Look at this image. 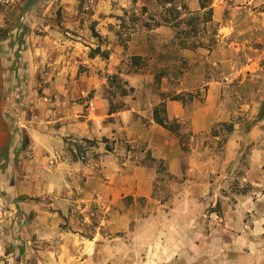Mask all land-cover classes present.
<instances>
[{
  "label": "rangeland",
  "instance_id": "rangeland-1",
  "mask_svg": "<svg viewBox=\"0 0 264 264\" xmlns=\"http://www.w3.org/2000/svg\"><path fill=\"white\" fill-rule=\"evenodd\" d=\"M211 79L238 109L248 94L247 111L264 115V0L0 2V264H264V155L253 184V142L218 161L198 212L168 225L148 219L181 178L146 153L151 199L134 198L124 175L143 147L79 133L130 105L146 124L144 111L155 120L167 100L202 98ZM231 125L215 123L205 140L218 158ZM32 174L34 210L28 194L14 196Z\"/></svg>",
  "mask_w": 264,
  "mask_h": 264
},
{
  "label": "crops",
  "instance_id": "crops-1",
  "mask_svg": "<svg viewBox=\"0 0 264 264\" xmlns=\"http://www.w3.org/2000/svg\"><path fill=\"white\" fill-rule=\"evenodd\" d=\"M201 82H203V79L198 78L197 84ZM228 91L229 89L222 82L211 79L206 83L205 93L202 98L194 97L186 103L174 99L167 100L164 103L163 118L160 115L158 117L164 122V125L152 118L153 110L144 111V114L148 113L149 117L147 123H143L140 117L135 115V113L139 112L138 109L130 105L125 106L122 110L111 112L110 114L114 116L113 121H105L103 116L109 114L102 113V116L93 121L91 126L86 125V128H81L79 133L86 138L109 137L115 140V144L118 143L122 136L134 146L141 145L143 147V150H137L136 154L139 155H135L133 161L137 163H132L134 165L133 171L128 170L126 175H124L126 179L117 173L111 175L113 182H117L119 177L127 181L129 183L127 192L132 194L134 198L144 197L151 199L150 195L156 171L150 165L148 166L147 163L138 161V158L142 156L144 158L146 153L153 160L163 163L167 173L181 178L182 182L179 192L174 194L168 203L163 202L161 204L166 209L160 210L159 208L156 215L151 212L148 219L153 222L166 221L168 225L174 224L176 220L173 217L174 215L179 213L193 215L199 211L198 208H202L206 198H211L209 195L211 188L210 174L217 172L219 160L222 161L221 164H228L237 159L238 150L242 144L254 143L249 176L253 179L250 180L253 184L258 181L256 177L259 174L258 172H260L261 159L264 155V149L260 146V138L264 133V115L254 117V106L251 111H247V107L251 103L253 104L252 98L248 94L243 98L238 109L236 104L233 103L232 94ZM166 119L180 122L179 131L167 126ZM68 121L67 133L75 134L76 131L73 129H76V127H71L70 120L68 119ZM217 122L232 123L227 132V138L220 158L213 153L205 142L211 128ZM54 129L52 128V131L57 132ZM182 134L188 137V139H185L187 141L181 138ZM50 138H53L56 142L54 134ZM105 156L104 158L107 161L111 158L112 168L117 165L116 154ZM129 164L127 162V166ZM183 166H185L184 170L182 169ZM36 178L38 176L32 174V184L26 186V188H16L17 192L14 193V196L23 193L28 194L29 198H31L29 201H32V210H34L32 197L39 195V186L36 181L35 183L33 182ZM2 202L0 197V228L2 222H5L3 217L6 214V211L2 209ZM221 203L222 206L223 202L221 201ZM5 204L7 203L5 202ZM27 205L28 203L26 202ZM35 210L39 211L38 202L35 204ZM163 214H166V216ZM169 215L172 217L168 218Z\"/></svg>",
  "mask_w": 264,
  "mask_h": 264
},
{
  "label": "trees",
  "instance_id": "trees-1",
  "mask_svg": "<svg viewBox=\"0 0 264 264\" xmlns=\"http://www.w3.org/2000/svg\"><path fill=\"white\" fill-rule=\"evenodd\" d=\"M34 1L35 0H30L31 3H33ZM155 121L164 125V122L161 119L157 118V117H155Z\"/></svg>",
  "mask_w": 264,
  "mask_h": 264
},
{
  "label": "built area",
  "instance_id": "built-area-1",
  "mask_svg": "<svg viewBox=\"0 0 264 264\" xmlns=\"http://www.w3.org/2000/svg\"><path fill=\"white\" fill-rule=\"evenodd\" d=\"M8 0H0L1 3L7 2Z\"/></svg>",
  "mask_w": 264,
  "mask_h": 264
}]
</instances>
